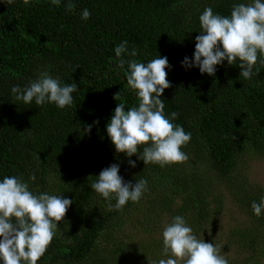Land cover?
I'll list each match as a JSON object with an SVG mask.
<instances>
[{
    "label": "trees",
    "instance_id": "1",
    "mask_svg": "<svg viewBox=\"0 0 264 264\" xmlns=\"http://www.w3.org/2000/svg\"><path fill=\"white\" fill-rule=\"evenodd\" d=\"M71 2L75 7L68 12L69 0H61L59 7L51 0H30L27 6L23 0L10 5L0 0V181L16 176L29 184L33 194L50 190L51 195L73 201L37 264H109L113 256L121 260L124 255L101 250L97 239L117 226L118 216L131 201L122 211H109V202L94 193L90 185L104 168L117 164L119 175L132 184L146 179L150 185L164 179L162 184L172 191L170 197L182 201L180 215L205 216L196 206L198 195L183 198L193 180L177 164L146 166L139 153L127 157L116 152L106 126L118 103L127 110L138 106L139 100L127 85V65L118 68L115 47L127 41L129 52L138 50L136 57L123 54L126 60L147 63L167 57L170 67L165 71L171 87L161 96L165 116L177 112L178 118L171 122L191 133L181 150L198 162H208L226 178L244 152L264 154V65L259 62L264 56L258 57L253 72H259L250 80L240 76L238 59L232 65L227 60L217 65L214 76L201 74L198 67L182 66L185 57L193 59L204 9L210 6L214 14L230 16L232 5L245 4L244 0ZM84 9L91 13L88 20L81 18ZM44 71L62 85L77 84L71 106L60 109L54 103L38 106L35 100L24 104L14 99L13 86L23 88ZM89 125L91 131H85ZM144 146H140L141 154ZM129 160L136 166H130ZM33 175L35 180H30ZM254 201L260 202L249 194L241 196L248 215L261 226L263 217L254 215L251 208ZM259 234L264 239V232L258 231L249 247L261 253ZM259 263L260 259L254 262Z\"/></svg>",
    "mask_w": 264,
    "mask_h": 264
},
{
    "label": "clouds",
    "instance_id": "2",
    "mask_svg": "<svg viewBox=\"0 0 264 264\" xmlns=\"http://www.w3.org/2000/svg\"><path fill=\"white\" fill-rule=\"evenodd\" d=\"M14 0H7L12 4ZM30 0H23L25 6ZM59 7L61 0H51ZM74 4L69 0L66 10L71 12ZM91 13L84 9L83 20ZM200 35L195 38V51L190 61L185 57L182 66L198 67L201 74L214 76L216 66L227 60L229 65L237 59L242 69L240 76L250 80L258 57L264 56V0H253L250 4H233L230 16L214 14L212 7H206L199 16ZM119 58L118 68L127 65V85L139 100L138 106L125 110L124 103H118L110 122L107 134L117 153L127 157L138 154V158L148 164L160 167L185 163L189 157L181 149L191 140L182 126L172 123L178 118L177 112L165 116V104L161 99L165 89L171 87L167 80L166 68L170 67L167 57H158L147 63L136 59H124L123 54L136 57L138 50H128V42L122 41L114 49ZM260 64L264 65V59ZM78 91L76 83L62 85L47 71L40 72L37 79L30 80L23 88L13 86L11 92L17 101L42 106L54 103L63 109L73 103V93ZM120 92L115 95L117 100ZM91 125L85 131H91ZM143 147L142 154L140 146ZM132 167L136 162L129 160ZM119 166L112 164L99 173L90 185L91 189L108 201V210L122 211L129 202L138 203L144 193L149 191L148 181L140 179L135 184L125 182L119 175ZM35 180V176L29 177ZM115 199L116 203L111 201ZM72 200L62 195L47 192L38 195L29 190V184L16 176H5L0 181V261L2 264H37L47 251L56 235L59 223L64 219ZM179 203V201H178ZM254 215L259 217L264 210V198L259 203L252 202ZM14 218V219H13ZM163 252L167 259L158 264H228L220 248L214 243L198 239L185 218L176 215L162 231ZM155 264V262H154Z\"/></svg>",
    "mask_w": 264,
    "mask_h": 264
},
{
    "label": "rangeland",
    "instance_id": "3",
    "mask_svg": "<svg viewBox=\"0 0 264 264\" xmlns=\"http://www.w3.org/2000/svg\"><path fill=\"white\" fill-rule=\"evenodd\" d=\"M244 2L250 4L253 0ZM187 155L189 159L185 163L177 164L181 168L179 171L193 180L188 184L183 198L198 195L199 203L196 206H201L205 212L204 218L180 215L181 199L173 200L170 197L172 191L166 190V185L162 184L164 179H158L156 183L148 185L149 191L138 203L130 202L121 212L117 226L108 228L97 239L101 250L124 255L121 260H116L117 255L113 256V262L109 264H158L160 259H167L162 255V231L176 215L185 218L198 239L218 246L228 264H254L259 259V264H264V249L260 253L249 247L252 235L258 236V231L264 232V222L259 226L248 215L247 205L241 203V196L245 194L260 201L264 198V154L244 152L236 160V166L228 178L216 173L208 162H198L190 153ZM174 169L176 171L175 166ZM44 192L51 195L50 190H40L39 194ZM100 210L108 211L102 207ZM261 214L264 220V210ZM259 237L263 239L260 234ZM58 238L66 242L62 235L59 234ZM261 246L264 247V239Z\"/></svg>",
    "mask_w": 264,
    "mask_h": 264
}]
</instances>
